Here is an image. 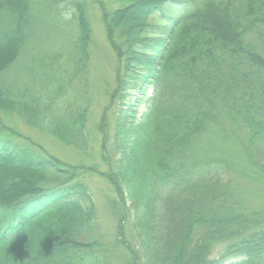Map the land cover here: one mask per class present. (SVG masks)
<instances>
[{"label":"trees","instance_id":"trees-1","mask_svg":"<svg viewBox=\"0 0 264 264\" xmlns=\"http://www.w3.org/2000/svg\"><path fill=\"white\" fill-rule=\"evenodd\" d=\"M88 1L116 62L118 105L95 125L106 169L1 124L0 264H113V248L124 264H264V0H0V114L80 153ZM61 4L75 33L52 49L37 40L68 24L48 15ZM86 174L113 190L110 246Z\"/></svg>","mask_w":264,"mask_h":264},{"label":"rangeland","instance_id":"rangeland-1","mask_svg":"<svg viewBox=\"0 0 264 264\" xmlns=\"http://www.w3.org/2000/svg\"><path fill=\"white\" fill-rule=\"evenodd\" d=\"M34 1L40 0H32V2ZM87 4V16L92 30V39L89 46V77L91 84H93L91 87L93 98L89 108V118L87 122V129L90 134L88 150L85 153H80L72 148L65 147L53 138L39 134L38 132L23 125L11 115L3 113L0 114V125L3 124L6 128L29 138L36 145L42 148L46 154L59 159L62 163L71 166H97L99 171L104 172L106 168L100 161L99 138L97 137L95 131V125L102 113H105L106 116L108 114V118L111 119L115 108L118 105L117 102L112 103L110 100V92L114 87L116 62L114 54L105 38L100 11L92 2L88 1ZM42 7H45L43 2ZM56 7L53 9L50 8L51 10H48L47 8V12L49 11L48 15L55 14L58 20H62L67 17L64 20H68V24H65L62 30L60 26L59 31H55L52 28L49 29V25L43 26V30L37 40L48 42L52 49H58L66 45L68 40L71 38V34L69 33H71V31L75 33L74 25L69 19V6L61 4ZM63 30L65 33L61 34L60 31ZM137 97V94H132L130 102H135ZM141 110V108L136 109L137 115ZM83 182L87 185L94 201L97 211V221L102 234L105 236V242L108 246H110V244L114 242L115 222L108 213L107 202L113 197V190L103 178L95 174H86L83 178ZM110 256L113 260V264L125 263V253L121 249L113 248V250L110 251Z\"/></svg>","mask_w":264,"mask_h":264},{"label":"clouds","instance_id":"clouds-1","mask_svg":"<svg viewBox=\"0 0 264 264\" xmlns=\"http://www.w3.org/2000/svg\"><path fill=\"white\" fill-rule=\"evenodd\" d=\"M65 18H67V17H65Z\"/></svg>","mask_w":264,"mask_h":264}]
</instances>
